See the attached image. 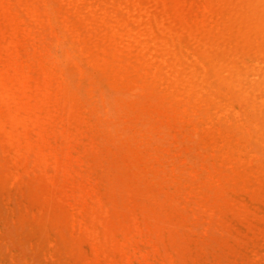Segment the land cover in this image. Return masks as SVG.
Returning <instances> with one entry per match:
<instances>
[{"label":"bare ground","instance_id":"obj_1","mask_svg":"<svg viewBox=\"0 0 264 264\" xmlns=\"http://www.w3.org/2000/svg\"><path fill=\"white\" fill-rule=\"evenodd\" d=\"M0 46V147L95 137L73 260L264 264V0H0Z\"/></svg>","mask_w":264,"mask_h":264},{"label":"rangeland","instance_id":"obj_2","mask_svg":"<svg viewBox=\"0 0 264 264\" xmlns=\"http://www.w3.org/2000/svg\"><path fill=\"white\" fill-rule=\"evenodd\" d=\"M2 50L4 47L0 46V74L15 63L13 54ZM38 130V141L35 144H31L32 137L27 132V137H31L27 139V147L20 149L14 143L0 147V155L9 167V176L3 177L0 174V264H79L72 259L67 246L70 237L76 235L74 224L67 217L68 214L56 215L51 206L65 208L70 213L73 209L66 205L69 194L72 191H83L88 182L95 185L91 150L95 137L86 130L75 133L66 130L57 142L52 143L50 132L45 126ZM166 132L173 134L168 129ZM198 135L201 137L202 132ZM170 140L169 144L176 145L174 138ZM226 141V137H215L210 145L219 142L226 146ZM32 145L34 148L29 156V147ZM177 148L181 150V147ZM55 150L59 151V169H56L53 155ZM191 151L195 152L193 149ZM248 161L254 163L252 154L248 156ZM38 162L41 166L34 168ZM188 163L185 166L194 177L196 171ZM235 165V171L243 177L241 169ZM37 174H42L43 182L39 196L33 185ZM254 174L264 187V172L255 168ZM57 184L63 187L61 192L55 193L51 186ZM42 199L51 203L50 206L45 205ZM135 216L131 220L133 224H136Z\"/></svg>","mask_w":264,"mask_h":264}]
</instances>
